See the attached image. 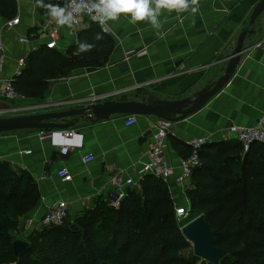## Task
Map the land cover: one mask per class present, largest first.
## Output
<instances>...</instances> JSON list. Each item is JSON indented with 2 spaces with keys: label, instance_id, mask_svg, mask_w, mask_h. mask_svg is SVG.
<instances>
[{
  "label": "crops",
  "instance_id": "obj_1",
  "mask_svg": "<svg viewBox=\"0 0 264 264\" xmlns=\"http://www.w3.org/2000/svg\"><path fill=\"white\" fill-rule=\"evenodd\" d=\"M61 1L64 0L44 3ZM258 1L198 0L195 13L190 9L179 13L161 10L158 29L147 21L131 23L128 16L122 15L106 25L105 33L112 42L106 64L94 70L76 69L48 81L43 100L29 109L40 113L37 110L78 109L107 100L144 102L148 96L168 100L188 97L222 74L221 60L232 52L239 33L252 29V34L243 40L244 51L227 83L195 113L172 123L165 155L168 163L176 167L179 153L191 141H230L226 135L229 125L253 126L264 112V11L252 27L248 26L249 15ZM14 3L17 24L3 29L5 20H0L4 79L16 76L23 67L17 61L26 59L47 39L45 9L38 7L35 0ZM86 25L83 20L80 29ZM70 31L67 26L57 29L56 49L63 54L76 41V31ZM20 38H26L27 43H21ZM91 94L107 98L90 102ZM1 110L6 113L1 112L0 117L18 112L0 97ZM127 117L112 115L95 124L78 119L67 129L73 130L75 136L69 139V151L64 156L57 150L63 141L56 134L58 130L43 131L51 132L50 139H40L34 130L0 134V159L11 169L26 172L36 184L39 200L30 217L38 218L45 205L56 199L66 202L68 217L80 214L96 200L107 201L113 193L112 176L118 172L126 174L146 161L152 123L157 118L134 115L135 122L125 126ZM25 150L30 153L23 154ZM86 154L92 155L93 160L82 164L80 159ZM60 167L71 176L70 181L58 180L55 172ZM139 179L133 176L134 186L126 188H137ZM166 190L173 207L188 205L183 188L170 183Z\"/></svg>",
  "mask_w": 264,
  "mask_h": 264
},
{
  "label": "trees",
  "instance_id": "obj_2",
  "mask_svg": "<svg viewBox=\"0 0 264 264\" xmlns=\"http://www.w3.org/2000/svg\"><path fill=\"white\" fill-rule=\"evenodd\" d=\"M14 14V0H0V20ZM78 40L95 47L78 53ZM111 49L110 38L88 20L65 54L44 45L31 51L11 86L24 100L44 98L48 81L76 69L101 68ZM183 148L181 158L189 153ZM197 154L199 164L184 190L189 220L177 222L166 186L143 175L115 208L96 200L60 226L32 228L17 255L7 232L35 208L39 196L26 172L0 161V264H210L179 255L189 247L180 229L199 215L215 233L212 246L224 251L217 264H264V144L252 143L242 154L237 141H222L203 144Z\"/></svg>",
  "mask_w": 264,
  "mask_h": 264
},
{
  "label": "built area",
  "instance_id": "obj_3",
  "mask_svg": "<svg viewBox=\"0 0 264 264\" xmlns=\"http://www.w3.org/2000/svg\"><path fill=\"white\" fill-rule=\"evenodd\" d=\"M68 3V0L61 1L57 3L61 6ZM94 21L91 16L85 14L83 17L78 20L73 21V27L71 28V33L80 29L82 21ZM18 22V18L14 17L3 22V29H11ZM47 32H46V41L44 46L46 49L57 48V29L61 27L54 23L50 17L47 19ZM100 26V25H99ZM101 30L105 33L107 32L106 26H100ZM21 43H27L26 38H20ZM4 63V47L0 39V81L2 87L0 89V97L4 100L10 101H22L24 98L14 92L11 86V79H4L1 77L2 66ZM18 65L23 64V59L17 61ZM107 98V95H89L88 99L90 102H99ZM22 109L28 108H12V111L19 112ZM6 113V111H0V113ZM9 112V111H8ZM135 122L134 116H128L124 122L125 126L132 125ZM172 123L163 120L155 119L152 123V135L151 143L147 151V159L145 162L140 163L137 167H133L126 174L118 172L113 175L110 184L113 189V193L110 195V198L107 200V203L110 207L115 208L118 202L122 197L125 196V188L133 187V176L137 178L142 177L143 175H150L154 178L159 179L165 186L166 189L169 188L170 183L173 185L179 186L184 190L189 188V180L192 170L198 166V150L199 148L206 143L205 139H195L189 143V153L187 156L178 159L176 167L171 166L168 163V160L165 155L166 150V139L170 134ZM63 141L58 145V153L62 156L66 155L69 151L68 141L70 138L75 136L73 130H63L57 131L56 133ZM40 139H50L52 137L51 132L38 131ZM226 135L237 141L241 147V153H245L250 144L252 143H262L264 144V112L257 119L256 123L253 126L243 127L238 125H229L226 128ZM23 154H29V150L22 152ZM81 163L87 164L93 160L92 155H83L81 157ZM176 169V171H175ZM56 177L61 183L70 181L71 176L67 173L66 169L60 167L55 172ZM42 200V199H41ZM174 217L177 222L185 220L189 217L188 205H177L174 207ZM68 209L65 201L61 199H56L45 205L42 214L38 217H30L24 221L23 227L24 230L37 228L38 226H60L67 217Z\"/></svg>",
  "mask_w": 264,
  "mask_h": 264
},
{
  "label": "water",
  "instance_id": "obj_4",
  "mask_svg": "<svg viewBox=\"0 0 264 264\" xmlns=\"http://www.w3.org/2000/svg\"><path fill=\"white\" fill-rule=\"evenodd\" d=\"M264 11V0H259L253 7L249 18L248 26H253L255 19ZM252 29L242 30L236 39V46L232 52L221 60L222 74L211 83L199 87L190 96L177 100L162 99L148 96L144 102L138 101H103L89 104L86 107L64 111H50L43 113L27 114L20 116L0 117V134L13 131H63L74 126L78 119L95 124L112 115L122 116H153L157 119L167 120L171 123L177 122L203 107L229 80L233 74L241 54L243 40L252 34ZM43 97L32 100L10 101L6 100L12 108H27L41 102ZM67 120V121H64ZM185 241L191 245L193 256L210 264H217L224 256V251L214 248L215 233L210 231L203 220L202 215L188 221L180 229ZM26 243L14 240L11 243L14 255L24 249Z\"/></svg>",
  "mask_w": 264,
  "mask_h": 264
},
{
  "label": "clouds",
  "instance_id": "obj_5",
  "mask_svg": "<svg viewBox=\"0 0 264 264\" xmlns=\"http://www.w3.org/2000/svg\"><path fill=\"white\" fill-rule=\"evenodd\" d=\"M38 7L45 9V14L60 26L73 27V21L85 14L100 26H106L110 21H116L120 16H128L131 23L147 21L154 28H160L159 15L161 10L197 12L198 0H68L63 6L54 3H44L35 0ZM96 39H101L97 34ZM94 44L85 40L77 41V52H90Z\"/></svg>",
  "mask_w": 264,
  "mask_h": 264
},
{
  "label": "rangeland",
  "instance_id": "obj_6",
  "mask_svg": "<svg viewBox=\"0 0 264 264\" xmlns=\"http://www.w3.org/2000/svg\"><path fill=\"white\" fill-rule=\"evenodd\" d=\"M44 109V108H42ZM38 112L40 113H43V112H48L47 109H44V110H37ZM36 110H33V109H22L21 111L17 112V113H13V114H10V116H20V115H27V114H31V113H35ZM0 161H4L2 159H0ZM174 207H177V205H175ZM33 211V209H31V211H29L28 213L24 214V215H21L18 220H17V224H16V227L13 229V230H9L7 233H8V237L14 241V240H20V241H24L25 242V237L26 235H28L30 232H31V229H26L24 230V227H23V223L24 221L28 218L29 214ZM68 217V216H67ZM71 218V217H69ZM190 217L186 218V220H189ZM191 220V219H190ZM40 226H38L36 229H39ZM179 255L182 257V258H190L191 256H193V251H192V247L191 245L189 244V247L180 251L179 252Z\"/></svg>",
  "mask_w": 264,
  "mask_h": 264
}]
</instances>
